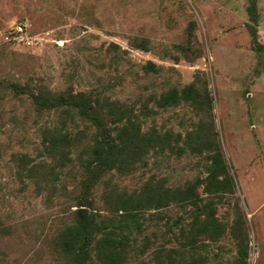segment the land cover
<instances>
[{
    "label": "rangeland",
    "instance_id": "rangeland-1",
    "mask_svg": "<svg viewBox=\"0 0 264 264\" xmlns=\"http://www.w3.org/2000/svg\"><path fill=\"white\" fill-rule=\"evenodd\" d=\"M248 7L0 0V264H73L62 240L80 210L107 227L84 264H106L107 232L118 264H264V52ZM257 11L264 46V0ZM78 95L114 138L128 128L121 170L92 179L102 131L38 104ZM190 188L199 209L173 197Z\"/></svg>",
    "mask_w": 264,
    "mask_h": 264
},
{
    "label": "trees",
    "instance_id": "trees-1",
    "mask_svg": "<svg viewBox=\"0 0 264 264\" xmlns=\"http://www.w3.org/2000/svg\"><path fill=\"white\" fill-rule=\"evenodd\" d=\"M247 11L251 22V34L253 42L256 45L257 52L262 54L264 52V46L258 41L257 28L259 24V15L257 11V0H249V7ZM14 87L20 89L19 86ZM38 104L41 107H70L77 109L80 111V115L84 119L90 121L92 124L96 125L100 131H102L101 140L97 142L96 147L94 148L93 157L87 168L92 179L93 177L104 175L113 170H121L126 166L128 157L127 153L130 146L132 145V142L128 140V128L123 126L121 130H119L116 138H114V131L104 124V121L96 111L95 106L85 96H62L54 102L39 101ZM117 121L122 122V117ZM227 170L228 169L225 166L222 158H218L216 160V168L211 175L212 179H216L218 174L224 173ZM229 181L231 182L232 180L229 179ZM218 185L221 186L222 183L218 182ZM91 187L92 186L90 183L87 184V193ZM218 187L217 189H219ZM167 195L168 197H171L172 194L167 193ZM173 197L174 199L183 197L185 201H188L198 208V202L200 199L196 197L191 188L187 189L183 193H176L173 195ZM151 201L152 200L148 199L149 203ZM162 201H164L163 198L159 200V202ZM203 210L202 212L206 211L208 213L206 222H211L215 213V211L212 209L211 203L206 204ZM97 218L98 217L95 214H89L87 210H80L78 213V226L65 233V236L62 240L63 247L70 255L73 264H84L86 262V259L89 258V247L95 242L96 235L107 229L106 226L97 221ZM128 218L130 220L120 222H138L137 216L135 215H130ZM194 222H198V220H195ZM112 235V232H107L97 243L99 247V256L106 264H118L119 261L117 262L116 260L117 255L115 252L116 250L122 249L124 247L123 241L114 240Z\"/></svg>",
    "mask_w": 264,
    "mask_h": 264
}]
</instances>
